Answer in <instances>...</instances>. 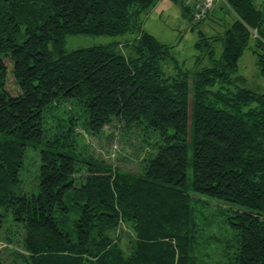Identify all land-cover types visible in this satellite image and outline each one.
Listing matches in <instances>:
<instances>
[{
  "label": "trees",
  "instance_id": "1",
  "mask_svg": "<svg viewBox=\"0 0 264 264\" xmlns=\"http://www.w3.org/2000/svg\"><path fill=\"white\" fill-rule=\"evenodd\" d=\"M156 2L0 0V207L22 223L29 264H193L183 240L196 213L185 188L190 108L191 192L247 207L230 221L238 251L227 264H264V92L230 87L250 38L264 76V7L226 0L235 20L222 58L166 76L159 64L170 47L141 28ZM136 31L131 56L116 44L63 50L67 35ZM68 99L57 131L43 140L47 112ZM114 121L124 132L144 124L163 135L141 171L97 158L86 140L87 155H76L78 125L100 136ZM37 143V192L27 194L19 170L26 146Z\"/></svg>",
  "mask_w": 264,
  "mask_h": 264
},
{
  "label": "rangeland",
  "instance_id": "2",
  "mask_svg": "<svg viewBox=\"0 0 264 264\" xmlns=\"http://www.w3.org/2000/svg\"><path fill=\"white\" fill-rule=\"evenodd\" d=\"M253 1L260 9L264 7V0ZM184 5L183 0H157L155 6L151 7L144 16L141 24L142 30L152 34L159 42H163L170 47L169 58L163 59L159 64V69L166 76L175 75L179 69L193 73L201 67L207 66L212 62V59L215 61L221 59L225 32L235 20V14L229 9L226 2L217 1L204 18L194 20L189 19ZM211 11L213 13L209 15ZM138 35V31L119 35L87 33L67 35L64 39L63 50L70 51L76 50V48H86L87 46L116 44L118 50L131 56L134 51L132 42ZM253 42L254 38H250L248 46L239 57L237 68L231 74L233 83L230 87L252 88L254 91L262 93L264 92V76L260 73L258 56L252 50ZM208 51L212 53L209 54ZM6 87L9 88L11 94L18 91L13 76L9 75ZM71 101L73 100L62 101L53 108L52 113L47 112L43 124L45 130L43 140L52 137L57 131L55 128L57 118L62 111L67 109V105ZM79 109L75 106L74 112L79 113ZM189 112L188 135L185 137L187 145L185 188L191 195V206L196 209V213L190 232L187 233L190 237L189 239H183L188 242L189 254L186 258L193 264H227L228 261L233 260L238 251L237 230L231 227L230 221H235L233 216L237 211L246 210L247 207L205 194L191 192L193 179V166H191L193 156L191 108ZM77 127H79L77 131L81 133L75 136L74 139L77 143L75 153L79 159L87 155V151L83 147L86 140L90 154L105 159L115 167L132 173L141 171L146 161L157 152L158 145L164 143L163 135L144 124H140L138 128L134 127L129 132H124L114 121L112 125L105 126V132L100 136H90L87 133L83 135L80 125ZM167 133H172V129L168 128ZM43 147L44 143L28 144L24 150L23 165L19 170L20 190L23 193L37 192L39 156L40 149ZM60 149L62 150V148ZM60 212L62 214L63 210ZM63 226L74 240L76 236L74 231L72 232L70 221ZM124 228L126 232H129V229ZM24 236L25 229L22 227V223L12 217L9 209L6 210L0 207L1 261L5 264H29L27 262V252L24 249ZM121 242L127 244V238L124 236Z\"/></svg>",
  "mask_w": 264,
  "mask_h": 264
},
{
  "label": "built area",
  "instance_id": "3",
  "mask_svg": "<svg viewBox=\"0 0 264 264\" xmlns=\"http://www.w3.org/2000/svg\"><path fill=\"white\" fill-rule=\"evenodd\" d=\"M217 1L225 2V0H184V4H187L191 7V16L192 20H194L204 18L208 11L212 10ZM251 33H253L254 37L259 38V35L255 30H251ZM261 40L264 44V31L263 35L261 36Z\"/></svg>",
  "mask_w": 264,
  "mask_h": 264
},
{
  "label": "crops",
  "instance_id": "4",
  "mask_svg": "<svg viewBox=\"0 0 264 264\" xmlns=\"http://www.w3.org/2000/svg\"><path fill=\"white\" fill-rule=\"evenodd\" d=\"M213 13V11H211L210 13H209V15H211Z\"/></svg>",
  "mask_w": 264,
  "mask_h": 264
}]
</instances>
